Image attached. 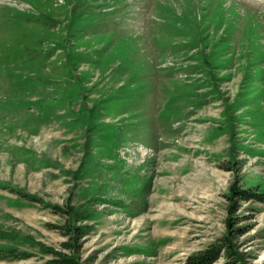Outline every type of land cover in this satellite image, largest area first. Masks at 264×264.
<instances>
[{"label": "rangeland", "instance_id": "rangeland-1", "mask_svg": "<svg viewBox=\"0 0 264 264\" xmlns=\"http://www.w3.org/2000/svg\"><path fill=\"white\" fill-rule=\"evenodd\" d=\"M262 193L264 0H0V264H264Z\"/></svg>", "mask_w": 264, "mask_h": 264}, {"label": "trees", "instance_id": "trees-1", "mask_svg": "<svg viewBox=\"0 0 264 264\" xmlns=\"http://www.w3.org/2000/svg\"><path fill=\"white\" fill-rule=\"evenodd\" d=\"M252 196V197H251ZM254 196V197H253ZM246 198H256L259 201L264 203V194H253V195H248L246 196ZM224 248H226V246H222L219 248H215L214 250H211L210 252L206 253L205 255L201 256V257H197L196 259H193L189 262V264H212L214 262H216V260L218 259V256L220 254V252L222 250H224ZM4 253H0V258L4 259V258H13V259H25L27 255L25 254H19L15 251H9V252H5ZM210 255V258H208L206 261H204L203 259L207 256ZM204 261V262H203ZM58 264H65L62 262H58ZM66 264H70V263H66Z\"/></svg>", "mask_w": 264, "mask_h": 264}]
</instances>
